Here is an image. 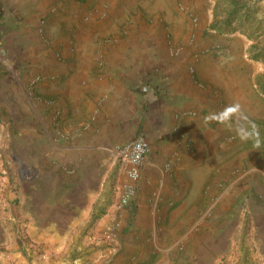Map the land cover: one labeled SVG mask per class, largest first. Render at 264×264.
Wrapping results in <instances>:
<instances>
[{"label": "crops", "instance_id": "0c3cea01", "mask_svg": "<svg viewBox=\"0 0 264 264\" xmlns=\"http://www.w3.org/2000/svg\"><path fill=\"white\" fill-rule=\"evenodd\" d=\"M164 8L158 0H0V143L39 150L35 141L55 134L57 118L62 141L94 155L143 133L142 181L164 183L166 194H174L170 180L187 191L224 167L255 139L250 123L264 129L249 98L262 94L256 66L239 64V53L178 47ZM232 104L242 111L229 120L221 113Z\"/></svg>", "mask_w": 264, "mask_h": 264}, {"label": "rangeland", "instance_id": "374dc122", "mask_svg": "<svg viewBox=\"0 0 264 264\" xmlns=\"http://www.w3.org/2000/svg\"><path fill=\"white\" fill-rule=\"evenodd\" d=\"M158 1L178 47L239 53V64L256 66L261 99L249 98L256 119H264V0ZM52 120L55 134L35 141L39 150L20 147L23 140L0 143V264H264L260 125L250 123L255 139L187 191L166 172L174 192L166 194L162 182L128 178L125 145L81 151L62 141L63 119ZM125 183L135 185L127 203Z\"/></svg>", "mask_w": 264, "mask_h": 264}, {"label": "built area", "instance_id": "2783aa9c", "mask_svg": "<svg viewBox=\"0 0 264 264\" xmlns=\"http://www.w3.org/2000/svg\"><path fill=\"white\" fill-rule=\"evenodd\" d=\"M148 86H142L143 91H148ZM150 150V144L146 136L141 133L132 141L125 145L122 150L126 162V173L128 178L136 183L142 178V170L145 162V157ZM135 193V185L131 183L124 184L123 202H129L130 198Z\"/></svg>", "mask_w": 264, "mask_h": 264}, {"label": "clouds", "instance_id": "9594fccd", "mask_svg": "<svg viewBox=\"0 0 264 264\" xmlns=\"http://www.w3.org/2000/svg\"><path fill=\"white\" fill-rule=\"evenodd\" d=\"M241 106L239 104H232L227 106L223 113H221V115L227 114L229 120H231V118L237 114H239L241 112ZM221 123H224V121H220ZM241 139L244 141H247L248 139H250V137L248 135H241ZM255 147L258 149L260 147L259 145V141L255 142Z\"/></svg>", "mask_w": 264, "mask_h": 264}, {"label": "trees", "instance_id": "16d2710c", "mask_svg": "<svg viewBox=\"0 0 264 264\" xmlns=\"http://www.w3.org/2000/svg\"><path fill=\"white\" fill-rule=\"evenodd\" d=\"M263 53H259L258 55H257V58H260V56L262 55Z\"/></svg>", "mask_w": 264, "mask_h": 264}]
</instances>
